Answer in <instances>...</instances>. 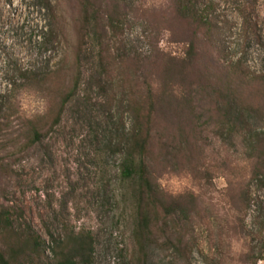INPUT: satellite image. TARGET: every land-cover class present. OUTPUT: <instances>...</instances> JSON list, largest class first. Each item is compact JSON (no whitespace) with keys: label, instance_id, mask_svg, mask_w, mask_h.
I'll return each mask as SVG.
<instances>
[{"label":"rangeland","instance_id":"rangeland-1","mask_svg":"<svg viewBox=\"0 0 264 264\" xmlns=\"http://www.w3.org/2000/svg\"><path fill=\"white\" fill-rule=\"evenodd\" d=\"M196 1L211 20L217 42L208 61L214 87L220 88L217 67L237 60L250 73L232 83L247 90L260 85L251 80L254 74L264 75V0ZM43 2L0 0V206L9 209L16 227L34 228L52 264V237L65 238L73 231L93 235V264H133L138 181L124 178L125 155L118 149L123 124L129 128L133 123L128 99L145 95L147 82L157 88L172 60L179 66L190 28L175 20L171 0H97L99 20L90 11L84 16L80 0H51L50 9L42 8ZM107 11L119 13L116 29L108 25ZM51 29L56 39L46 43ZM75 59L81 84L61 122L47 125L39 142L25 146L21 113L5 109L13 79L20 70ZM22 101L28 115L40 114L49 102L35 93ZM260 105L264 109V91ZM248 115L251 129L264 130V114ZM207 134V158L223 168L204 189L181 171L161 179L169 191L198 193V210L181 223L179 251L174 246L179 235L168 229L172 244L162 239L152 245L146 264H243L264 250V190L251 184L248 209L237 211L228 202L230 176L248 180L252 165Z\"/></svg>","mask_w":264,"mask_h":264},{"label":"trees","instance_id":"trees-1","mask_svg":"<svg viewBox=\"0 0 264 264\" xmlns=\"http://www.w3.org/2000/svg\"><path fill=\"white\" fill-rule=\"evenodd\" d=\"M50 1L44 0L42 8L50 9ZM171 1L175 20L190 28L187 38L183 37L184 53L179 57L178 67L172 60L164 68L162 82L157 88L147 82L149 88L145 95L128 99L127 110L133 123L129 128L123 124L118 144V149L125 155L124 178H136L138 181L134 230L137 249L133 264H146L149 249L154 244L159 245L162 239L172 244L173 237L168 236V229L173 230V235H179L177 245L174 244L179 251L183 243L181 223L197 212L198 193L192 190L169 191L161 186L160 181L166 175L178 176L181 171L188 174L199 189H204L211 182L213 174L223 167L219 168L207 158V133L217 138L226 150L230 152L233 149L252 165L248 180H241L235 173L230 176L229 204L236 206L237 211L248 209L252 201L251 184L264 190V130L251 129L247 120L248 114H264L260 105L264 75L254 74L251 80L260 85L251 84L249 90L242 89L232 82L234 78H246L250 71L247 73L241 60L232 61L217 67L216 80L220 88L214 87L216 83L211 80L208 68L213 54L211 48H217L213 24L198 8L196 0ZM80 6L84 16H88L90 11L97 19L101 17V6L97 0H80ZM105 15L110 28L116 29L119 13L107 11ZM85 20L86 17L82 25ZM55 39L52 29L44 37L46 43ZM76 62L77 59L70 63L73 64L71 66L63 60L43 69L20 70L19 78L13 79L12 97L5 109L21 113L25 125V146L39 142L47 125L53 128L61 122L66 105L81 84V71ZM18 79L22 81L19 84ZM196 84L199 85L197 90L194 89ZM250 92L254 96L248 99ZM31 93L49 100L40 114L28 115L22 111L25 106L22 98ZM10 116L5 113L4 118L9 119ZM164 130L175 134L166 137ZM3 168V159L0 158V169ZM227 172L228 168L223 170V173ZM52 240L55 264H93L95 242L91 232L73 231L65 238L52 237ZM182 259L186 260V257ZM245 263L264 264V250L258 256L244 259ZM0 264H52L46 253L45 241L34 228L30 224L24 228L16 227L11 212L2 206Z\"/></svg>","mask_w":264,"mask_h":264}]
</instances>
